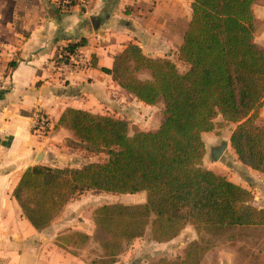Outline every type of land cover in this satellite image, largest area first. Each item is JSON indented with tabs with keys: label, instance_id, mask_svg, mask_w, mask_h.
I'll use <instances>...</instances> for the list:
<instances>
[{
	"label": "trees",
	"instance_id": "1",
	"mask_svg": "<svg viewBox=\"0 0 264 264\" xmlns=\"http://www.w3.org/2000/svg\"><path fill=\"white\" fill-rule=\"evenodd\" d=\"M256 4L264 0H192L179 50L185 73L170 59L146 56L137 45L127 47L111 70L103 69L139 102L163 103V120L157 130L131 135L125 120L67 110L57 129L69 130L85 151L107 153L109 159L82 169L29 168L14 197L37 231L50 228L72 200L88 191L147 195L144 204L95 210L93 239L104 253L91 264H116L150 227L152 241L159 244L173 241L187 227L199 234L264 228V208L253 205L252 192L203 167V136L222 117L236 124L230 144L239 161L264 175V123L257 122L264 107V48L256 43L264 26L255 18ZM82 45L61 51L58 62L68 61ZM142 73L148 78L141 79ZM79 235L83 244L90 240ZM203 251L194 242L184 261L158 264H200Z\"/></svg>",
	"mask_w": 264,
	"mask_h": 264
},
{
	"label": "crops",
	"instance_id": "2",
	"mask_svg": "<svg viewBox=\"0 0 264 264\" xmlns=\"http://www.w3.org/2000/svg\"><path fill=\"white\" fill-rule=\"evenodd\" d=\"M186 4L191 8L192 0H93L87 8L65 11L60 0H0V264H91L89 256L78 253L76 244L65 237L75 231L93 242V219L86 220L89 226L77 222L71 215L76 204L70 202L63 218L39 232L24 216L14 191L31 167L65 169L75 163L76 150L66 141L73 134L57 129L67 110L138 123L156 107L139 102L103 69L111 70L130 45L154 59H169L175 49L179 54L186 33L179 34L180 10ZM253 10L264 26V5L256 4ZM83 41L85 45L76 51L89 68L60 67L61 51ZM256 43L264 48V29L256 35ZM13 62L17 67L12 70ZM38 112L49 119L44 135L33 132ZM257 122L264 123V107ZM138 125L141 131L150 130ZM229 149L239 160L231 144ZM203 167L211 170L206 156ZM241 167L253 188L264 190L257 184L264 182V175L242 163ZM232 182L241 186L235 179ZM241 187L252 191L250 184ZM84 195L77 201H84ZM81 214L76 216L80 219ZM180 236L168 243H153H178Z\"/></svg>",
	"mask_w": 264,
	"mask_h": 264
},
{
	"label": "rangeland",
	"instance_id": "3",
	"mask_svg": "<svg viewBox=\"0 0 264 264\" xmlns=\"http://www.w3.org/2000/svg\"><path fill=\"white\" fill-rule=\"evenodd\" d=\"M180 11L182 13L178 28L181 36L182 30L187 31L188 29L192 17V10L186 4L183 10L181 8ZM176 51V49L172 51L174 54H171L169 59L176 64L177 69L181 73H185L187 67L179 60V54ZM140 78L147 79L148 76L142 73ZM150 110L149 113H146V116L140 117L141 122L138 123L145 129H150L149 131L157 130L163 120L164 105L160 103L154 109ZM138 123L134 120L129 122L131 135L139 130ZM233 126V124L224 121L222 117H218L215 120L214 131L204 135L203 139L207 148V166L216 173L225 176L228 180L233 181L235 179V181L241 183V186L248 187V184L252 185L251 192L254 195L253 205L258 208H264V190L258 189L257 191L253 188V184L248 182L250 180L245 173L246 171L242 169L241 163L229 151L231 150L229 149V145ZM66 141L68 146L76 150L74 153L76 156L73 158L75 163H69V166L64 170H68L71 167L73 169L77 167L82 169L87 165L103 163L109 159L107 153H90L85 151L75 137L73 139H67ZM225 144L227 145V149L223 152L219 160L215 159L213 150H218ZM257 184L261 185L264 189V182L258 180ZM88 192H85V195H81H84V201L81 199L77 201L81 196L71 201L74 205L76 204L71 211L73 212L71 215H75L77 222L86 225L88 224L86 220L93 219L94 212L98 207L110 204H144L146 203L145 200H147L146 193L115 195L97 191ZM78 212L82 213L80 219L76 216ZM63 215V211L60 212L54 222L63 218ZM151 231L152 229L150 227L143 238L128 246L116 264H158L163 259L170 260L171 262H181L186 258L188 247L194 242H198L204 250L203 260L200 264H225V262L228 264L230 263L229 260L233 264H264V228H232L213 232H202L199 234L194 228L189 227L180 236L178 243H170L169 245H157L153 243ZM65 238L72 245H77H74V247H76L75 249L78 253L84 251L85 255L89 256V260L103 257L104 252L98 242L88 241L86 244H83L84 242H82L79 233L75 231H69ZM205 258L207 259L204 262Z\"/></svg>",
	"mask_w": 264,
	"mask_h": 264
},
{
	"label": "built area",
	"instance_id": "4",
	"mask_svg": "<svg viewBox=\"0 0 264 264\" xmlns=\"http://www.w3.org/2000/svg\"><path fill=\"white\" fill-rule=\"evenodd\" d=\"M62 7L65 11L73 7L87 8L93 0H60ZM60 67L75 68L78 70H87L89 68V62L84 56L77 51L70 55L68 61H60L58 63ZM49 131V119L42 112H38L34 116L33 132L35 134L44 135Z\"/></svg>",
	"mask_w": 264,
	"mask_h": 264
},
{
	"label": "water",
	"instance_id": "5",
	"mask_svg": "<svg viewBox=\"0 0 264 264\" xmlns=\"http://www.w3.org/2000/svg\"><path fill=\"white\" fill-rule=\"evenodd\" d=\"M227 149V145H223L221 148H219L218 150H213V156L215 159L219 160V158L221 157V155L223 154V152Z\"/></svg>",
	"mask_w": 264,
	"mask_h": 264
}]
</instances>
